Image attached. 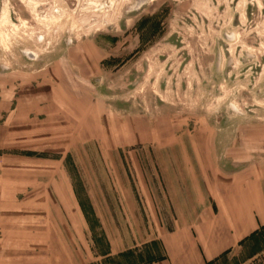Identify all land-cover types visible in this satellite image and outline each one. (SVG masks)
Here are the masks:
<instances>
[{"label":"rangeland","instance_id":"374dc122","mask_svg":"<svg viewBox=\"0 0 264 264\" xmlns=\"http://www.w3.org/2000/svg\"><path fill=\"white\" fill-rule=\"evenodd\" d=\"M261 168L264 0H0V264L60 255L53 174L82 207L107 191L131 219L94 212L83 264H146L179 178L209 192ZM211 264H264V229Z\"/></svg>","mask_w":264,"mask_h":264},{"label":"crops","instance_id":"0c3cea01","mask_svg":"<svg viewBox=\"0 0 264 264\" xmlns=\"http://www.w3.org/2000/svg\"><path fill=\"white\" fill-rule=\"evenodd\" d=\"M58 175L53 174V178L65 179L66 186L55 181L52 193L62 194L59 210L66 216L59 226L62 229L68 226L69 230H66L67 237L62 234L53 237V246L60 248V255L54 258L53 264H83L75 244L88 242L87 234L83 233L89 222L93 226L94 212L101 227L126 226L131 219H126L123 199L118 202L116 197L108 198L107 191H103L98 200L92 195L87 207H82L71 176ZM217 180L216 188L209 192L191 188L189 177L177 180V190L167 193L168 216L164 220H154L155 225L169 227L160 236L163 257L146 264H211L264 229V168L220 175ZM90 190L87 195H91ZM126 196L128 198V194ZM129 198V203H134L131 194ZM136 203L138 208L134 204L129 208L133 211L130 216L136 226H145L140 204ZM66 241L69 247L63 246Z\"/></svg>","mask_w":264,"mask_h":264},{"label":"trees","instance_id":"16d2710c","mask_svg":"<svg viewBox=\"0 0 264 264\" xmlns=\"http://www.w3.org/2000/svg\"><path fill=\"white\" fill-rule=\"evenodd\" d=\"M253 237V236H252Z\"/></svg>","mask_w":264,"mask_h":264}]
</instances>
